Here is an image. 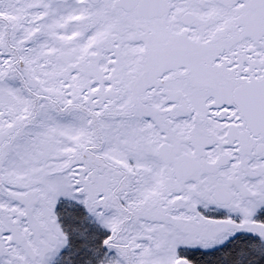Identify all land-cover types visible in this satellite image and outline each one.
Returning a JSON list of instances; mask_svg holds the SVG:
<instances>
[{"label": "snow or ice", "instance_id": "6c2138e0", "mask_svg": "<svg viewBox=\"0 0 264 264\" xmlns=\"http://www.w3.org/2000/svg\"><path fill=\"white\" fill-rule=\"evenodd\" d=\"M0 264H264V0H0Z\"/></svg>", "mask_w": 264, "mask_h": 264}]
</instances>
